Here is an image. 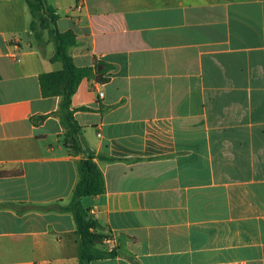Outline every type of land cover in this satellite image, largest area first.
Masks as SVG:
<instances>
[{
  "label": "crops",
  "instance_id": "obj_1",
  "mask_svg": "<svg viewBox=\"0 0 264 264\" xmlns=\"http://www.w3.org/2000/svg\"><path fill=\"white\" fill-rule=\"evenodd\" d=\"M51 2L94 69L72 96L84 153L40 87L54 43L0 0V264H79L89 157L105 192L82 205L115 253L90 264H264V0Z\"/></svg>",
  "mask_w": 264,
  "mask_h": 264
},
{
  "label": "trees",
  "instance_id": "obj_2",
  "mask_svg": "<svg viewBox=\"0 0 264 264\" xmlns=\"http://www.w3.org/2000/svg\"><path fill=\"white\" fill-rule=\"evenodd\" d=\"M51 1L26 0L32 16L30 31L39 43H42L43 34L47 32L55 45L52 61L60 62L63 65L61 71L40 75L39 82L44 97L62 98L60 111L61 121L66 130L65 139L73 153L80 155L84 153V146L80 137L82 127L74 118L72 96L76 93L82 80L92 76L94 69L80 68L74 63L69 54V49L78 44L77 35L72 30L61 31L59 29L60 16ZM98 74L101 76L103 71ZM103 80L102 77L99 78L100 82ZM81 110H88V108H81ZM78 170L79 182L66 209L73 214L78 234L82 240V256L79 264H90L95 260L113 258L115 253H103L95 248L104 240V237L93 231L99 224L90 216L89 210L82 205L83 198L98 196L105 192L104 176L93 157L81 160L78 164Z\"/></svg>",
  "mask_w": 264,
  "mask_h": 264
},
{
  "label": "built area",
  "instance_id": "obj_3",
  "mask_svg": "<svg viewBox=\"0 0 264 264\" xmlns=\"http://www.w3.org/2000/svg\"><path fill=\"white\" fill-rule=\"evenodd\" d=\"M99 95H100V97H101V96H103L104 94H103L102 92H100ZM104 242L107 244V246H108V248L110 249V251H114V250L116 249V247H117V245H116V241H115L114 238H107V239H105Z\"/></svg>",
  "mask_w": 264,
  "mask_h": 264
}]
</instances>
